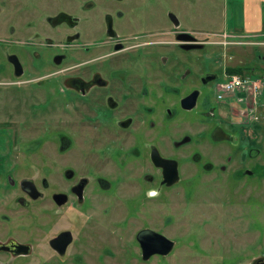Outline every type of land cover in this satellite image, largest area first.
Instances as JSON below:
<instances>
[{"label":"flooded vegetation","instance_id":"af4514ba","mask_svg":"<svg viewBox=\"0 0 264 264\" xmlns=\"http://www.w3.org/2000/svg\"><path fill=\"white\" fill-rule=\"evenodd\" d=\"M215 44L184 27L181 11L163 0H0V261L101 264L115 256L123 242L115 230L120 192H127L123 212L132 216L180 181V160L167 153L168 119L198 113L199 105L204 116H216V100L231 94L217 98L223 83L244 76L218 62ZM260 93L247 94L257 107ZM212 129L203 142L228 148L214 152L225 160L217 168L227 180L261 182L263 161L245 165L261 144L214 140ZM195 141L182 134L171 147ZM198 144L192 165L215 171ZM168 159L178 175L170 185ZM143 229L152 228L132 232L142 260L170 254L173 248L143 259ZM263 262L264 253L249 264Z\"/></svg>","mask_w":264,"mask_h":264},{"label":"rangeland","instance_id":"374dc122","mask_svg":"<svg viewBox=\"0 0 264 264\" xmlns=\"http://www.w3.org/2000/svg\"><path fill=\"white\" fill-rule=\"evenodd\" d=\"M163 1L166 6L173 4L179 13L181 11L184 27L196 31L199 38L216 40L214 53L218 62L241 67L244 76L263 83V88L259 89L260 105L255 106L251 96L246 93H240L239 98L238 95L227 94L221 100L215 99L218 102L217 115L214 117L204 116L199 105L198 113L169 118L167 153L176 154L180 160V181L158 200L152 198L149 203L136 208L132 216L123 212L121 201L127 197V192H120L118 201L120 227L115 230L120 232L123 242H119L118 248L114 249L115 256L100 263L249 264L252 258L264 253V45L263 42L251 43V40L244 37L210 34L218 30L241 31L238 28L242 21L239 3L241 0ZM156 15L157 13L152 12L151 19ZM225 19L227 28L224 26ZM238 40L244 42L233 43ZM219 79L221 81L224 79L221 72ZM257 113L261 122L256 117ZM231 124L234 125L233 128ZM212 126L214 140L237 141L240 137L244 139L247 148L261 144V149H254L252 152L254 157L245 164L250 168L257 160L263 161L261 182L255 177L247 176L240 180L233 178L227 180L226 172L218 170V164L225 163V160L217 157L214 154L215 150L220 148L221 155L229 150L225 149L223 144L211 145V142H203ZM182 134L192 136L197 142L172 149L171 139L179 138ZM213 139L211 138L212 141ZM196 144L200 146V152H204L208 158H213V163L216 164L215 171L199 170L192 165L189 158ZM232 153L238 154L235 150ZM65 156H62L61 161L57 157V172L61 171ZM77 167L81 169L82 164L79 163ZM129 189L138 194L136 187L134 189L131 186ZM258 220L263 222V228L255 230L253 227ZM145 225L174 240L175 244L170 254L164 257L153 256L146 261L141 259L139 246L132 241V232ZM127 230V235H124ZM0 264H11V260H1Z\"/></svg>","mask_w":264,"mask_h":264},{"label":"crops","instance_id":"0c3cea01","mask_svg":"<svg viewBox=\"0 0 264 264\" xmlns=\"http://www.w3.org/2000/svg\"><path fill=\"white\" fill-rule=\"evenodd\" d=\"M239 3L241 7L242 21L238 28L241 31L236 32L234 29L231 32L218 30L213 31L212 33L217 36H223L226 35V33L233 36L236 33H240L246 38V40H251V42L257 40L259 43L263 42L262 44L264 45V0H241ZM228 7L226 8V11H228ZM226 19L224 20L225 28L228 27ZM261 37L263 39H259Z\"/></svg>","mask_w":264,"mask_h":264},{"label":"water","instance_id":"95a60500","mask_svg":"<svg viewBox=\"0 0 264 264\" xmlns=\"http://www.w3.org/2000/svg\"><path fill=\"white\" fill-rule=\"evenodd\" d=\"M193 104L186 106L191 108ZM164 166L167 168V184L170 185L178 178L176 161L164 160ZM137 239L140 243L143 259H148L153 254L166 255L173 248L174 242L167 236L152 229H143L138 232ZM264 264V262H263Z\"/></svg>","mask_w":264,"mask_h":264},{"label":"built area","instance_id":"2783aa9c","mask_svg":"<svg viewBox=\"0 0 264 264\" xmlns=\"http://www.w3.org/2000/svg\"><path fill=\"white\" fill-rule=\"evenodd\" d=\"M222 86V89L217 93L218 99L223 97L224 92L232 94L236 90H239L246 94H250L252 92L254 95H257L260 93L259 89H261V85L258 84L257 81L239 74H231Z\"/></svg>","mask_w":264,"mask_h":264},{"label":"trees","instance_id":"16d2710c","mask_svg":"<svg viewBox=\"0 0 264 264\" xmlns=\"http://www.w3.org/2000/svg\"><path fill=\"white\" fill-rule=\"evenodd\" d=\"M228 71L230 73H242L243 70L241 67L231 66V67H228Z\"/></svg>","mask_w":264,"mask_h":264}]
</instances>
